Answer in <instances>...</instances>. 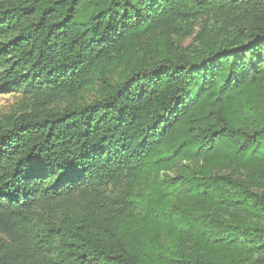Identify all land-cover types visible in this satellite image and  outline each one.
I'll use <instances>...</instances> for the list:
<instances>
[{"label":"trees","instance_id":"obj_1","mask_svg":"<svg viewBox=\"0 0 264 264\" xmlns=\"http://www.w3.org/2000/svg\"><path fill=\"white\" fill-rule=\"evenodd\" d=\"M13 90L0 264H264V0H0Z\"/></svg>","mask_w":264,"mask_h":264},{"label":"rangeland","instance_id":"obj_2","mask_svg":"<svg viewBox=\"0 0 264 264\" xmlns=\"http://www.w3.org/2000/svg\"><path fill=\"white\" fill-rule=\"evenodd\" d=\"M169 44L174 47L175 50H178V47L186 46L190 41V37H177L172 34H162V33H151L148 36L143 38L144 46L138 50V54H141L143 58H149L151 55V51H154V45L160 44L161 42L167 41ZM153 47V48H152ZM115 77V76H114ZM97 84H94L91 88L82 91L76 98H66L65 100L61 101L60 105L65 104L67 101L73 102H86L95 97H97ZM21 97L22 93L18 91H9L0 94V117L3 115L16 113L20 110L21 105ZM178 167L174 165L169 171L168 174L173 175L177 171ZM261 186L264 187V176L260 178ZM121 188H116L114 191H120ZM145 186H139L133 190L136 194H141ZM139 207V205H137ZM161 241L165 243L166 241L162 238Z\"/></svg>","mask_w":264,"mask_h":264}]
</instances>
